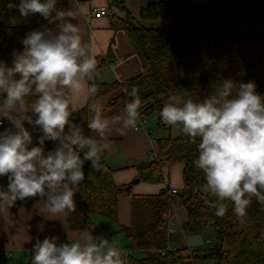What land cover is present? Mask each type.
I'll use <instances>...</instances> for the list:
<instances>
[{"label":"clouds","instance_id":"clouds-1","mask_svg":"<svg viewBox=\"0 0 264 264\" xmlns=\"http://www.w3.org/2000/svg\"><path fill=\"white\" fill-rule=\"evenodd\" d=\"M58 4L9 0L7 5L21 19L39 14L54 25L28 31L20 41L22 49L11 53V63L0 60V178L7 181L0 185V220L10 225L6 213L26 198H42L38 214L49 221L76 211L74 194L85 179V162L99 170L111 134L124 135L140 116L136 88L119 114L105 115L92 83L96 54L83 42L80 12L58 9ZM81 105L92 113L87 129L95 136L75 119ZM159 119L199 141L193 165L203 173L202 190L214 197L208 205L217 217L225 215L227 202L237 218L246 216L253 198L264 206V94L254 81L222 79L200 101L186 92L169 94ZM49 141L53 147L46 150ZM36 228L45 231L43 222ZM31 264H129V258L103 234L84 230L67 242L56 235L36 238Z\"/></svg>","mask_w":264,"mask_h":264},{"label":"trees","instance_id":"trees-1","mask_svg":"<svg viewBox=\"0 0 264 264\" xmlns=\"http://www.w3.org/2000/svg\"><path fill=\"white\" fill-rule=\"evenodd\" d=\"M181 1L186 28H149L137 23L126 29L132 53L140 60L139 75L108 83L97 81L93 76L92 81L97 86L96 98L104 101V113L108 116L118 105L123 107L131 99V90L137 89L141 98L139 118L146 122L155 116L157 127L168 132L156 139V160L137 165L139 179H155L154 175L161 174L164 163L181 162V189L171 193L166 187L158 194L132 195L129 185H116L112 179L113 169L106 164L104 156L116 150L125 136L110 138L111 147L104 153L100 169L93 170L90 162L83 165L85 179L74 194L76 211L65 219L71 229L80 231L91 227L92 214L117 225L130 244L129 264H192L203 259L213 264H264V206L253 198L246 216L237 218L231 202H227L225 215L217 217L215 209L208 205L214 197L202 190L203 173L193 165L199 141L190 140L178 126H175L177 135L172 136V126L159 119L160 108L169 94L186 92L193 100L200 101L211 95L222 79L254 81L257 91L264 94V0H229L195 7ZM115 2L125 8L122 1ZM8 3L9 0H0V60L10 64L11 53L22 49L20 41L28 31L53 25H48L39 14L28 17L22 25H12ZM168 11L166 1L150 2L141 7L139 18L164 20ZM96 59L95 71L107 66L104 59ZM84 112L85 120L81 124L90 135L87 123L92 113L87 106ZM52 147V142H46V150ZM121 196L130 198V220L126 226L118 222ZM172 206L186 212L183 232L209 230L214 235L212 245L194 250L170 248L166 226L160 227L165 225ZM2 256L0 252V261ZM28 264H31V251Z\"/></svg>","mask_w":264,"mask_h":264},{"label":"crops","instance_id":"crops-1","mask_svg":"<svg viewBox=\"0 0 264 264\" xmlns=\"http://www.w3.org/2000/svg\"><path fill=\"white\" fill-rule=\"evenodd\" d=\"M124 5L116 4L115 0H59V9L73 7L79 10L80 19L79 24L82 33V39L88 50L96 54V57L104 59L107 66L96 70L93 74L94 78L100 82L123 81L139 75L141 73V64L137 55L132 53V48L129 43L126 29L131 25L141 24L149 28H164V29H183L187 27V20L185 18L184 8L181 0H164L169 5L168 16L164 20L144 21L139 18V11L141 7L150 2L159 0H120ZM191 6H202L207 4L224 3L229 0H184ZM106 6L108 14L100 18L92 16L93 9ZM15 11V14L12 12ZM18 21L17 25H22L25 19L19 17L18 10L12 8L10 11V20ZM16 25V24H14ZM54 25L51 28L53 29ZM85 105H81L75 113L77 121L82 123L85 120ZM123 110L122 105H118L114 112L109 115L119 114ZM155 120V117H154ZM145 125V126H144ZM142 128L128 129L124 136V141L120 146L104 156L106 164L113 169L112 179L118 186L129 185L132 195H148L158 194L163 186L155 179L142 180L132 184V182L139 178V171L137 165L142 162H147L149 155L155 153L156 139L152 137V126H147L146 123ZM7 127L8 125L5 124ZM26 128H29L25 124ZM31 130V129H29ZM90 135L95 136V133L90 130ZM122 135L112 133L110 138H118ZM35 138V135H34ZM183 164H163L161 167V174L166 176L167 187L176 190L181 189L183 184L182 178ZM6 184L5 178H0V185ZM42 207V199L26 198L25 201H17L16 205L6 213L11 218L10 225L7 220H0V252L2 258L5 257L6 264H15L18 259L25 260L28 264L29 253L36 238L43 239L45 236L56 235L59 241L63 238L71 241L78 236L80 230L71 229L66 222L65 217H57L58 220H46L38 214V210ZM130 198L129 196H121L118 200V222L126 226L129 224L130 216ZM176 215L183 223L187 219L184 209H176L171 207L169 210L168 219L170 222L174 221ZM99 216V215H98ZM166 220V222L168 221ZM106 221V220H105ZM103 220V224H108ZM43 222L45 231L38 233L36 225ZM91 222V220H90ZM165 222V223H166ZM87 231H92L93 235L105 233L98 232V227L93 225ZM183 231V229H182ZM175 234V233H174ZM112 236V235H109ZM106 236L110 242L118 245L127 251V255L131 253V249L125 248V242L119 237ZM126 245V244H125ZM130 247V246H129ZM174 247V246H173ZM12 252L16 253V260H12ZM10 260V261H9ZM0 261V264L2 263Z\"/></svg>","mask_w":264,"mask_h":264},{"label":"rangeland","instance_id":"rangeland-1","mask_svg":"<svg viewBox=\"0 0 264 264\" xmlns=\"http://www.w3.org/2000/svg\"><path fill=\"white\" fill-rule=\"evenodd\" d=\"M12 14H15V11L12 12ZM14 17L11 18V20L9 21L10 24L14 25V24H20L18 23V21H13ZM155 116H152L150 118H148L147 120V126H152L153 128L151 129L153 134L151 135L153 138L154 137H164L168 134L166 129H159L156 125V121L154 120ZM146 123V122H145ZM145 126V125H144ZM171 135L172 136H176L177 135V130L175 128V126L171 127ZM177 209H181V208H177ZM90 220L91 222L94 221L93 225L97 226L98 232L101 233H105V235L109 236L108 238H110L112 240V237H119V242H121V239L125 242V244H123V246L125 248L130 249L129 247V242L128 240H126L124 238V234L122 232L119 231V228L117 225H113V224H103V220L105 221V219L102 216H98L97 214H92L90 216ZM106 223V221L104 222ZM171 229L172 231L169 234V243L168 246L170 248L174 247H178V248H183L186 247L190 250H194V249H200V248H205L208 246H211L213 241H214V235L211 231L206 230L204 232H199V233H186L182 231L181 228V222L179 221L178 216L176 215V218L174 219V221L171 222ZM175 233V234H174ZM122 243V242H121ZM131 252V251H130ZM12 260H16V253L12 252ZM6 259L5 257H3L2 259V263L1 264H6ZM10 261V260H9ZM7 264H8V260H7ZM15 264H27V262L25 260L20 261V259H18V261L15 262ZM182 264H186V263H182ZM193 264H213V262L209 259H203V260H197L195 262H193Z\"/></svg>","mask_w":264,"mask_h":264},{"label":"built area","instance_id":"built-area-1","mask_svg":"<svg viewBox=\"0 0 264 264\" xmlns=\"http://www.w3.org/2000/svg\"><path fill=\"white\" fill-rule=\"evenodd\" d=\"M107 14H108V9H107V7L105 5L104 6L97 7L95 9H93V11H92V16L94 18H100V17L105 16ZM144 124H145V121L142 120V119H140V118H138L137 125L134 127V129L142 128V126ZM156 158H157V155L155 153H151L149 155L148 161L156 160ZM154 178L156 179V181L158 183H160L163 186V188H166L167 187V179H166V176H164L162 174H159V175H154ZM170 192L171 193H176L177 190L174 189V188H170ZM164 226H166V229H167V232L168 233H170L172 231V229H171V222L169 221V219L165 223V225L161 226L160 228H162ZM62 242H66V238H63Z\"/></svg>","mask_w":264,"mask_h":264},{"label":"water","instance_id":"water-1","mask_svg":"<svg viewBox=\"0 0 264 264\" xmlns=\"http://www.w3.org/2000/svg\"><path fill=\"white\" fill-rule=\"evenodd\" d=\"M139 182V178H136L133 182H132V184H136V183H138ZM130 186H128V188H129Z\"/></svg>","mask_w":264,"mask_h":264}]
</instances>
